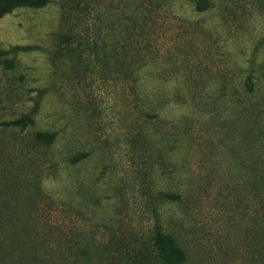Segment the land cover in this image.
Wrapping results in <instances>:
<instances>
[{"label": "rangeland", "instance_id": "obj_1", "mask_svg": "<svg viewBox=\"0 0 264 264\" xmlns=\"http://www.w3.org/2000/svg\"><path fill=\"white\" fill-rule=\"evenodd\" d=\"M62 1L0 16V49L27 48L0 66V131L4 120L32 113L34 124L15 133L25 153L35 133L54 134L24 168L38 186L25 194L38 202L43 233L57 231L53 247L64 246L60 234L81 236L93 264H128L129 240L151 246L158 226L178 234L188 264H264V202L249 194L244 159L255 146L229 131L245 93L236 85L264 70V0H212L205 12L162 0L154 16L157 0H107L115 14L125 2L142 18L148 8L152 26L167 30L154 33V62L129 82L99 68L80 79L69 71L58 36ZM175 42L180 48L166 53ZM3 133L2 141L19 143ZM178 137L183 147L174 148ZM163 192L182 201H163ZM20 211H30L28 198Z\"/></svg>", "mask_w": 264, "mask_h": 264}, {"label": "trees", "instance_id": "obj_2", "mask_svg": "<svg viewBox=\"0 0 264 264\" xmlns=\"http://www.w3.org/2000/svg\"><path fill=\"white\" fill-rule=\"evenodd\" d=\"M157 1L159 4L155 5L157 9L154 10L153 16L162 9V0ZM188 2L198 12L208 11L213 6L212 0ZM48 3L49 0H0V16L17 8H41ZM145 9L142 18L139 17L142 11L135 6V2H125L122 14H115L113 8L108 7L107 0H63L62 30L58 36L69 54V71L80 79L94 68H99L104 73L116 74L129 82L138 69L154 62L156 49L152 37L154 33L157 37L162 33L166 35L167 30L159 26L154 28L157 22L152 26L151 12L148 8ZM178 48L180 47L175 42L165 50L171 54V51L174 52ZM24 49L27 48L15 46L9 50L0 49V66L10 54ZM160 50L159 48V52ZM240 86L245 93L240 94V99L235 102V122L229 131L239 135L242 139L240 141L245 143L246 147L255 146L253 153L244 158L249 160V194L258 195L264 202V70L259 73L250 70L244 81L240 79L236 91ZM223 87V90L227 89L226 85ZM138 95L136 98L142 100V93ZM145 101L141 103L144 104ZM146 110L152 111L148 108ZM146 110L144 108L145 112ZM1 124L3 129L0 134L8 130L18 139L16 134L24 132L34 124V115L24 113L19 118L4 120ZM53 141V133L39 131L30 139L25 153V138H21L19 143L5 142L0 138V264H80V253L85 258V264L94 263L90 259V253L82 248V242L88 238L65 236L63 240L59 233V239L64 246H59V249L53 247L49 239L53 238L57 231L49 230L50 235L43 233L40 226L41 214L34 211L38 202L29 195L30 193L25 194V189L30 192L34 184L25 180V158L31 163L35 150L43 145H50ZM182 141V137L175 138L174 148L177 144L183 147ZM34 186V189L38 188L35 184ZM159 196L163 201H182V194L175 192H163ZM27 198L30 207L28 213L20 211L25 209ZM253 199L258 201L257 198ZM261 219L264 221V212ZM109 242L118 243L120 240L114 237ZM129 245L131 248L128 249V264H154L152 259L158 264H188V251L178 234L164 231L158 226L152 232L151 246L140 237L130 239Z\"/></svg>", "mask_w": 264, "mask_h": 264}]
</instances>
